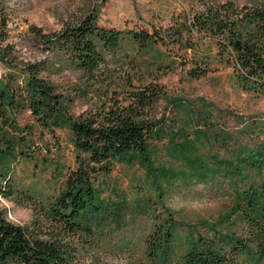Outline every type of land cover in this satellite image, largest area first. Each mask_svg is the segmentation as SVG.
I'll return each mask as SVG.
<instances>
[{"label": "trees", "instance_id": "trees-1", "mask_svg": "<svg viewBox=\"0 0 264 264\" xmlns=\"http://www.w3.org/2000/svg\"><path fill=\"white\" fill-rule=\"evenodd\" d=\"M97 19L92 11L58 34H35L49 50H57L68 64L91 77L123 41L147 51L164 40L147 32L105 29ZM185 31L215 42L234 68L240 87L264 96V5L215 4L189 13ZM176 33L167 31L166 36L184 44L182 32ZM0 60L9 69L0 79V197L19 199L34 211L27 226L14 225L0 213V264H82L84 252L95 247L101 220L118 219L119 209L127 205L126 199L103 197L102 177L119 163L143 169L156 202L176 186L197 183L211 185L228 200L225 217L204 224L203 232L176 218L170 209L167 220L157 216L144 241L153 264H264V140H238L219 124L211 103L196 108L177 104L178 120L167 130L153 114L167 95L158 85L129 92L126 102L111 106L100 119H74L67 114L65 96L42 76L44 63L15 72L19 68L15 62ZM203 71L193 68L190 75L199 78ZM14 73L23 78L22 84ZM21 102L42 128L71 133L75 166L55 196L31 186L20 189L8 177L4 163L8 167L9 158L16 160L18 151L30 156L24 150L29 141L9 138L3 126L12 124L11 113ZM164 135L169 141L161 161L160 154H153L151 141ZM220 150L228 154L221 156ZM145 202L149 207L150 198Z\"/></svg>", "mask_w": 264, "mask_h": 264}, {"label": "rangeland", "instance_id": "rangeland-1", "mask_svg": "<svg viewBox=\"0 0 264 264\" xmlns=\"http://www.w3.org/2000/svg\"><path fill=\"white\" fill-rule=\"evenodd\" d=\"M226 2L240 7L264 5V0H0V57L15 62L19 67L14 68L15 72L28 64L44 63L42 76L65 96L67 114L74 119H100L111 106L126 102L129 92L158 85L167 95L153 114L167 130L178 120L177 104L189 103L196 108L211 103L220 125L238 140L254 143L264 140V96L240 87L234 68L227 56L220 55L215 42L185 31L189 13L203 12L206 7ZM92 11L102 28L147 32L161 35L164 40L147 51L123 41L91 77L68 64L57 50H49L35 32L44 36L58 34L67 24ZM167 31L182 32L184 44H176L166 36ZM193 68H202L205 74L192 78ZM7 74L9 69L0 60V79ZM14 74L22 84L23 78ZM11 114L12 124H3L6 136L29 141L24 150L30 156L23 157L18 151L16 160L9 158L8 167L4 163L8 177L20 189L31 186L39 193L57 195L65 175L75 166L70 131L42 128L24 102ZM168 141L165 135L151 141L152 152L160 154L161 161L165 159ZM219 152L221 156L228 154L224 150ZM102 179L103 197L112 201L126 199L127 205L119 209L118 219L101 220L95 247L84 252L82 264H153L146 256L144 241L157 216L167 220L166 212L170 209L176 218L203 232L204 224L218 223L228 209V200L222 193L211 185L198 183L176 186L165 193L163 201L156 202L138 164L119 163ZM148 198L149 207L144 205ZM16 200L19 202L0 197V213L14 225L31 224L32 207Z\"/></svg>", "mask_w": 264, "mask_h": 264}]
</instances>
